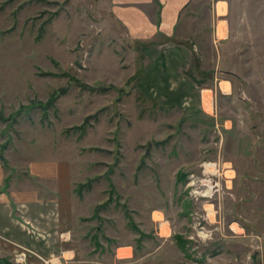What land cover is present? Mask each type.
I'll return each instance as SVG.
<instances>
[{
    "label": "rangeland",
    "instance_id": "1",
    "mask_svg": "<svg viewBox=\"0 0 264 264\" xmlns=\"http://www.w3.org/2000/svg\"><path fill=\"white\" fill-rule=\"evenodd\" d=\"M106 1L0 0L5 181L68 163L91 264H264V0H183L157 37L190 51V107L135 92L150 42ZM20 252L0 236V264H44Z\"/></svg>",
    "mask_w": 264,
    "mask_h": 264
},
{
    "label": "crops",
    "instance_id": "2",
    "mask_svg": "<svg viewBox=\"0 0 264 264\" xmlns=\"http://www.w3.org/2000/svg\"><path fill=\"white\" fill-rule=\"evenodd\" d=\"M151 2L107 0L104 3L113 6V15L126 27L131 38L150 42L142 47L143 63L133 80V89L147 100L190 107L204 95L183 74L190 51L168 40H157L160 35L164 38L171 35L185 1L157 0L156 6H160L157 17L156 10L152 15L147 13ZM206 104L209 107L208 101ZM35 160L34 156L22 163L24 171H28L23 179L5 181V174L0 171V236L16 247L27 249L25 258L91 264L82 249L80 219L86 211L85 203L74 196L79 194L73 186L71 166L66 162L49 163L45 158L41 163ZM124 248L128 246L116 248L117 257ZM123 254L129 256L128 252Z\"/></svg>",
    "mask_w": 264,
    "mask_h": 264
},
{
    "label": "built area",
    "instance_id": "3",
    "mask_svg": "<svg viewBox=\"0 0 264 264\" xmlns=\"http://www.w3.org/2000/svg\"><path fill=\"white\" fill-rule=\"evenodd\" d=\"M18 249H20V255H22L23 257H21L20 255H19V257H20V259L23 261L24 260V258L26 257V255H27V252H28V250L27 249H25V248H20V247H17ZM43 263L44 264H68L67 262H65V261H59L58 263H54V262H52L50 259H43Z\"/></svg>",
    "mask_w": 264,
    "mask_h": 264
},
{
    "label": "trees",
    "instance_id": "4",
    "mask_svg": "<svg viewBox=\"0 0 264 264\" xmlns=\"http://www.w3.org/2000/svg\"><path fill=\"white\" fill-rule=\"evenodd\" d=\"M137 73H138V71H137ZM137 73L136 74H134L132 77H133V79L136 77V75H137ZM196 81V80H195ZM62 90L61 89H58V91L56 92V93H54L53 95H51V98L49 99V102L48 103H53V100L57 97V95L59 94V95H61L62 94ZM78 188H75V191L76 192H78Z\"/></svg>",
    "mask_w": 264,
    "mask_h": 264
},
{
    "label": "bare ground",
    "instance_id": "5",
    "mask_svg": "<svg viewBox=\"0 0 264 264\" xmlns=\"http://www.w3.org/2000/svg\"><path fill=\"white\" fill-rule=\"evenodd\" d=\"M206 194V193H205Z\"/></svg>",
    "mask_w": 264,
    "mask_h": 264
}]
</instances>
